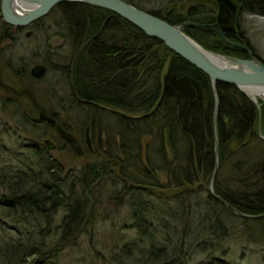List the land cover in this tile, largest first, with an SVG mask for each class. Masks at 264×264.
Returning <instances> with one entry per match:
<instances>
[{"label": "trees", "instance_id": "obj_1", "mask_svg": "<svg viewBox=\"0 0 264 264\" xmlns=\"http://www.w3.org/2000/svg\"><path fill=\"white\" fill-rule=\"evenodd\" d=\"M125 1L174 26L183 25L205 49L241 59L254 53L246 49L244 14L264 16V0H194L185 14L168 7L188 0H163L164 13ZM49 14L30 30L59 14L56 24L61 29L56 34L69 45L59 68L67 79L71 105L86 110V124L93 130H102L101 119L110 114L123 147L117 152L109 143L102 166H87L72 183L47 149L30 146V157L16 168L4 157L8 149L0 142V222L9 221L15 231L0 235V264H44L58 259L63 248L77 245L97 204L91 198L93 189L106 175L114 188L109 201L131 209L139 241L110 259L102 257L105 264H187L197 254L222 264L218 254L225 256L239 223L245 224L247 239L251 233L253 241L261 243L264 217L237 216L208 190L217 161L216 98L210 77L113 11L66 2ZM12 28L0 25V43L12 37ZM217 93L215 193L236 210L264 214L260 113L233 84H218ZM162 94L157 111L142 117L157 107ZM3 102L17 103L8 97ZM260 120L264 135V105ZM160 173L165 181L158 179ZM198 184L202 186L193 191L161 192ZM251 223L258 227L255 231Z\"/></svg>", "mask_w": 264, "mask_h": 264}, {"label": "rangeland", "instance_id": "obj_2", "mask_svg": "<svg viewBox=\"0 0 264 264\" xmlns=\"http://www.w3.org/2000/svg\"><path fill=\"white\" fill-rule=\"evenodd\" d=\"M134 1L136 4L143 5L145 9H162L163 13L166 12L164 9L167 5L163 3V0ZM194 2V0H188L168 8L171 12L176 10L180 14H185ZM58 17L59 14H55L53 19L47 18L40 29L29 30L30 37H27L29 31L20 33L17 32L16 27H13L9 33V36L13 38H5L0 43V125L2 126L0 142L6 150L8 149L4 157L16 168H19L20 164L30 157V146H41L44 150L47 149V155L53 158L56 165L62 167L63 175L69 176V182L73 183L79 179H73V176L84 174L87 166L95 164L97 167L102 166V161L107 156L109 143L112 149L115 148L118 152L123 147V141L114 128V119L110 114H105L104 119H101L102 130H93L90 126L92 148H89L85 131L89 126L86 124V122L89 123L87 112L83 107L71 105L67 79L59 68V64H63L64 57L69 51V45L65 38L56 34L61 29L60 25L56 24L59 21ZM242 24L248 41L246 48L249 47V50L251 48L253 55L258 56L264 62V16L244 14ZM181 26L185 31L183 25ZM1 32L0 29V34ZM57 53L63 58L55 57ZM36 64H44L49 70L41 80H35L30 75L33 81L26 74H30L31 68ZM24 69L27 70L26 73ZM6 97L17 103L4 104L3 99L5 100ZM257 99L261 105L260 110L258 109L261 119L264 100L259 97ZM42 113L51 116L52 120L50 122L43 120ZM260 119L258 133L260 128L262 132ZM61 129L74 136L83 154L77 153L67 142L63 133L60 132ZM46 139H51L57 145V149L50 151L44 144ZM157 177L160 181L166 180L163 173L157 174ZM108 178L109 176L106 175L93 189L94 194L91 198L97 204L93 206L91 216H87L91 217V220H86L87 231L79 237L77 245L67 246L65 249L62 247L63 253L58 259L44 264H105L102 257L110 259L111 254L121 253L122 247L138 240V232L132 227L131 209L109 201L108 194H111L114 188L110 182L111 178ZM3 194L4 190L0 187V199ZM62 215L61 211L57 220ZM244 225V223H239L235 228V237L227 243L225 256L218 254V258L223 260L222 264H264V240L256 243L251 233L247 239L244 233L247 229ZM254 225L253 223L250 225L252 231L258 228ZM13 227L9 221L5 224L0 222V235L11 236L15 233ZM211 263L218 264L219 262L210 256L206 258L205 255L197 254L187 264Z\"/></svg>", "mask_w": 264, "mask_h": 264}, {"label": "water", "instance_id": "obj_3", "mask_svg": "<svg viewBox=\"0 0 264 264\" xmlns=\"http://www.w3.org/2000/svg\"><path fill=\"white\" fill-rule=\"evenodd\" d=\"M66 2H81L115 12L131 24L133 23L141 31H144L150 38H155L158 41H161L171 51L179 54L186 61H189L192 65L202 70L210 77L216 98L214 125L217 161L214 168L215 172L211 178L208 190L214 198L219 199L224 205L228 206L237 216L246 219L264 217V214L248 215L242 211L236 210L228 201L223 200L217 193H215L214 190L215 178L219 171L217 118L220 103L217 93V85L221 83L235 85L240 91L244 92L250 101L256 104L260 110L261 105L259 104L257 98L259 97L261 100H264V96H262V94H258L259 92L257 91H264V62L252 53L250 58L241 59L235 56H229L222 53L219 54L211 50H206L188 34H186L181 25L174 26L167 20L161 19L144 9H139L125 0H1L0 18H2L3 22L9 27L24 29L30 27L34 24V22L44 19L50 15L49 13L55 9L56 6ZM222 34V31H220V35ZM30 35L31 33L27 32V37H30ZM230 42L228 43L230 44ZM246 49L250 51L249 48ZM48 70L49 68L46 67V65L36 64V66L31 68L30 74L35 80H41L47 75ZM23 71L26 72V69ZM165 82L166 76L164 77V84ZM163 98L164 95L157 103V107L142 117H147L148 115L155 113L160 107ZM41 118L47 122L52 120L51 116H47L44 113L41 114ZM85 131L89 148H92V142H90V127H87ZM60 132L63 133L67 142L70 143L77 153L83 154L80 144L70 132L63 129H61ZM258 134L260 138L264 140L261 128L259 129ZM44 144L47 145L50 151L57 149V145L54 144L51 139H46ZM201 186V184L196 186H183V188H172V190H163L161 192L170 194L183 189L193 191Z\"/></svg>", "mask_w": 264, "mask_h": 264}, {"label": "flooded vegetation", "instance_id": "obj_4", "mask_svg": "<svg viewBox=\"0 0 264 264\" xmlns=\"http://www.w3.org/2000/svg\"><path fill=\"white\" fill-rule=\"evenodd\" d=\"M0 21L2 22V23H4L3 22V19L2 18H0ZM5 24V23H4ZM9 27V26H8ZM31 27V26H30ZM30 27H28V28H24V29H20V28H17V31L19 30L21 33H23L24 31L26 32V31H29L30 30ZM31 31V30H30ZM29 31V32H30ZM26 72H27V70H26ZM25 72V73H26ZM31 75V74H30ZM88 127H90V126H88ZM91 129V128H90Z\"/></svg>", "mask_w": 264, "mask_h": 264}, {"label": "bare ground", "instance_id": "obj_5", "mask_svg": "<svg viewBox=\"0 0 264 264\" xmlns=\"http://www.w3.org/2000/svg\"><path fill=\"white\" fill-rule=\"evenodd\" d=\"M257 92H259L258 94H262V96H264V93H263L264 91L258 90Z\"/></svg>", "mask_w": 264, "mask_h": 264}]
</instances>
